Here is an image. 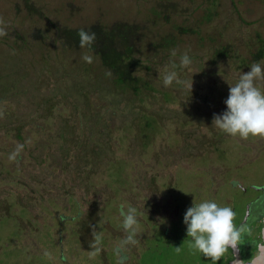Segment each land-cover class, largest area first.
<instances>
[{"label": "rangeland", "instance_id": "obj_1", "mask_svg": "<svg viewBox=\"0 0 264 264\" xmlns=\"http://www.w3.org/2000/svg\"><path fill=\"white\" fill-rule=\"evenodd\" d=\"M82 1L89 8L95 5L111 14L117 22L138 24L144 34L157 31L158 26L153 29L142 17L139 6H149L142 0ZM187 1L177 2L191 10ZM238 1L209 3L221 13L205 25L208 36L216 38L210 41L212 47L220 41L225 45L238 34L241 22L233 10V2ZM241 3L242 11L251 5L258 11L246 16L248 24L264 17V0ZM26 6L22 0H0V77H13L6 57L15 42L11 25L24 30L31 24V13L39 16L27 12ZM30 7L33 10L36 5ZM181 19L177 16L174 21ZM31 37L20 42L30 64L26 75L7 94H0V125L15 121L24 126L23 140L0 130V264H213L186 236L182 222L186 208L193 201L214 200L234 211V222L243 220L250 201L264 188V137L229 135L212 122L214 114L225 109L228 89L241 73L232 67L230 73H222L225 64L220 62L208 67V49L199 52L186 37L188 42H178L180 51L155 59L148 74L149 83L168 92L167 97L163 99L161 90L148 93L138 108L127 114L149 112L154 129H131L118 118L101 126L111 135L100 134L98 145L92 146L100 126L86 122L82 114L86 109L69 93L75 74H66L58 64L53 69L46 67L37 55L36 38ZM197 53L205 63L207 77L196 72L190 79V63L177 67L178 80L165 86L163 77L172 70L173 62L179 65L182 55ZM55 59L51 54L48 61ZM191 80L189 91L186 84ZM21 90H27L26 94ZM94 90L89 88V98L105 111L107 95ZM94 121L92 117L90 122ZM70 127H75L79 138L84 136L81 142L87 151L74 150L73 161L67 162L61 154L65 146L61 139L72 137L63 132V128L72 130ZM89 144L93 153L99 151L97 156L90 157ZM129 208L137 218L134 232L122 226L121 212ZM227 259L229 250L216 264H229Z\"/></svg>", "mask_w": 264, "mask_h": 264}, {"label": "trees", "instance_id": "obj_2", "mask_svg": "<svg viewBox=\"0 0 264 264\" xmlns=\"http://www.w3.org/2000/svg\"><path fill=\"white\" fill-rule=\"evenodd\" d=\"M142 1L149 4L146 7L139 6L143 10L142 17L147 19L148 25H151L153 29L158 26L153 34L149 32L144 34L136 23L117 22L116 17L114 18L111 14L109 16L107 12L101 11L95 5L89 8L87 2L84 4L85 1L82 0H22L23 4L27 5L25 7L27 12H34L39 16H33L31 13L29 15L31 24L24 30L21 26L11 25L15 28L13 33L15 42L10 48L12 51L7 52L6 57L13 77H0V94H7L12 87H15L13 85L21 82L26 75L30 64L26 60L27 53L22 51L24 44L20 42H26V38L31 35L32 39L36 38L37 55L46 67L53 69L55 64H58L62 67V71L70 72V76L75 74L73 82L68 87L69 93L76 97L79 107L86 109L82 113L86 122L100 126L99 133L93 135L95 138L92 140L93 146L102 138L101 135L106 137L110 134V131L101 130V126H106L118 118L123 119L122 122L129 125L131 129L133 126L140 131L154 129V122L149 120L153 116L148 115L149 112L143 114L141 110H138L133 115L127 114L133 112L134 108L137 109L138 105L147 98L148 93L161 90L159 93L163 99L167 97L168 92L157 89L152 81L149 83L148 74L152 72L154 67L152 65L156 63L155 59L170 56L175 50L180 51L178 42L186 43L190 39L189 43L195 45L194 48H197L199 52L207 48L205 53L208 54V67L216 66L218 62L225 64V71L222 73H230L231 67L232 71L238 70L241 73V71H247L252 63H260L264 66V17L259 16L261 18L258 19L259 21L254 20L249 24V20L245 19L246 16L257 14L255 5L242 11V0L233 2V10L237 13L236 19L241 22L238 34L225 45L220 41L212 47L210 41H216V38L208 36L205 25L211 20L216 21L220 18L221 13L209 6L211 0H201L200 4L195 0H188L187 3L193 7L191 10L184 8L177 2L178 0H155L153 3H150V0ZM88 2L90 3V0ZM205 3L207 5H203ZM32 4L36 5L33 10L30 7ZM177 16H182V19L181 22L175 23L174 18ZM161 21L166 24H161ZM19 24H21L20 21ZM81 30L94 34L95 38L91 44L81 43ZM240 33H243V38L239 37ZM38 35L42 36V39L38 38ZM48 37L49 42L56 43L47 42ZM186 37H189L188 40L185 39ZM51 54L56 57L53 63L48 61ZM188 56L192 61L188 67L191 71L190 79L197 75L196 72L199 73L198 76H206L205 68L202 66L205 63H202L201 55ZM85 57L89 59L86 60ZM99 71L103 73V76L99 75ZM183 82L184 80L180 83ZM259 83L264 86V81ZM91 87H94L95 93L107 95L109 100L105 111L96 108L89 98L88 91ZM26 92L27 90L20 91L22 94ZM138 114L140 118H136ZM92 117H95L96 121L90 122ZM23 128L22 124L15 121L0 125V130L4 131L1 133L11 132L20 140H23L21 136ZM74 128L70 127L72 130L63 128V132L72 134V137L67 135L61 137L62 146L64 143L66 147V149L63 147L61 154H65L64 158L67 162L73 161L71 154L74 150L80 151L82 148L83 153L87 151L83 150L81 142L84 136L80 138L76 136ZM142 134L148 137L147 133ZM70 142H72L71 145ZM88 147L91 149L88 148L90 157H92L91 154L98 155V150L93 153V147L91 148L90 144ZM1 203L5 204V202Z\"/></svg>", "mask_w": 264, "mask_h": 264}, {"label": "clouds", "instance_id": "obj_3", "mask_svg": "<svg viewBox=\"0 0 264 264\" xmlns=\"http://www.w3.org/2000/svg\"><path fill=\"white\" fill-rule=\"evenodd\" d=\"M80 38L82 44H91L95 36L81 30ZM190 63L187 54L180 57L179 65L173 62L172 70L167 71L163 77L164 85H171L178 80L177 67L184 68ZM259 81H264V66L260 63H252L247 71H241L237 82L228 89V95L223 101L225 109L213 116L212 122H215L217 128L241 138L264 137V86ZM186 87L191 90L192 80L187 82ZM121 215L123 228L134 232L137 223L135 210L129 208L127 212L122 211ZM234 217L235 213L229 206H220L214 200L206 199L193 201L184 211L182 222L186 226V236L190 238L191 246L216 264L240 239L242 228L233 223Z\"/></svg>", "mask_w": 264, "mask_h": 264}, {"label": "flooded vegetation", "instance_id": "obj_4", "mask_svg": "<svg viewBox=\"0 0 264 264\" xmlns=\"http://www.w3.org/2000/svg\"><path fill=\"white\" fill-rule=\"evenodd\" d=\"M256 189L258 190V186ZM259 197L250 201L243 220L233 221L241 227V236L235 247H230L229 264L249 263L261 256L264 250V188L260 187ZM256 219L257 222L254 220Z\"/></svg>", "mask_w": 264, "mask_h": 264}, {"label": "water", "instance_id": "obj_5", "mask_svg": "<svg viewBox=\"0 0 264 264\" xmlns=\"http://www.w3.org/2000/svg\"><path fill=\"white\" fill-rule=\"evenodd\" d=\"M238 264H264V250L261 256H259V258H257L256 260L249 263H238Z\"/></svg>", "mask_w": 264, "mask_h": 264}]
</instances>
